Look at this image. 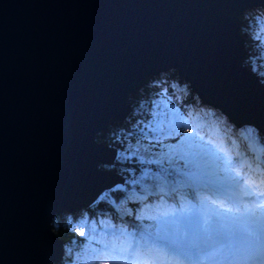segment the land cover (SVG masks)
I'll use <instances>...</instances> for the list:
<instances>
[{
  "label": "water",
  "instance_id": "obj_1",
  "mask_svg": "<svg viewBox=\"0 0 264 264\" xmlns=\"http://www.w3.org/2000/svg\"><path fill=\"white\" fill-rule=\"evenodd\" d=\"M264 0H0V264H49L54 215L121 177L96 143L148 74L176 68L202 101L264 132V83L237 15ZM242 122V123H240Z\"/></svg>",
  "mask_w": 264,
  "mask_h": 264
},
{
  "label": "clouds",
  "instance_id": "obj_2",
  "mask_svg": "<svg viewBox=\"0 0 264 264\" xmlns=\"http://www.w3.org/2000/svg\"><path fill=\"white\" fill-rule=\"evenodd\" d=\"M253 15L264 17V6L247 8L240 13L242 31H245L244 22ZM166 77L177 92L183 93V99L191 96L190 110L194 104L205 113L213 128L224 130L225 145L237 147L233 139L237 127L260 142L264 135L260 128L249 122L238 125L221 108L202 101L192 91L189 81L181 82L176 68L150 76L148 84ZM180 116L184 121L183 115ZM187 128L183 122L182 137L189 135ZM192 135L195 136L193 147L188 150L177 147L180 140L174 144L163 143L168 138L175 139L174 136L154 138L161 144L156 156L160 161L166 160L178 174L174 183L162 178L157 187L159 199L167 198L170 202L169 211L157 209L153 215L145 216L127 209L126 215L139 223L120 225L110 234L107 243L97 242L95 248L89 249L90 259L81 256V247H88L82 241L92 242L87 208L54 215L49 229L61 242V255L49 264H138L141 256L156 249L167 252L173 264H264V156L245 155L239 150L230 154L206 139V134L194 132ZM145 139L149 138L145 136ZM105 141V134L98 132L96 143ZM214 202H222L226 207L221 208Z\"/></svg>",
  "mask_w": 264,
  "mask_h": 264
},
{
  "label": "trees",
  "instance_id": "obj_3",
  "mask_svg": "<svg viewBox=\"0 0 264 264\" xmlns=\"http://www.w3.org/2000/svg\"><path fill=\"white\" fill-rule=\"evenodd\" d=\"M239 17L240 14L237 15L238 32L241 35L245 53L241 63L251 70L255 68L254 73L257 78L264 81V76H261V73H264V17L250 16L244 22L245 31L241 29ZM162 71H167V69L148 74L137 90L125 97L124 102L128 105L125 115L120 120L108 121L105 129L100 132L106 136L104 144L115 148L113 161L104 164L108 166L104 169L119 174L121 182L114 183L112 187L107 188L105 194H101L89 206L84 207L89 212V235L92 237V242L82 241V245H88V247H81V256L85 259L92 257L90 248H95L97 242L100 241V243H107L110 234L115 232L120 225L134 226L139 223L133 217L126 215L127 209L150 216L157 209L166 210L170 203L167 198L165 201L159 199L157 187L162 178L174 183L178 174L169 167L166 160L160 161L156 156L161 144L154 139L156 134L152 133L149 127L154 118H160L159 115L154 117V112L160 113L163 110L167 113L168 111L159 102L163 101L169 109L179 110L184 117L183 122L194 130L193 133L206 134V139H211L214 143L224 147L225 151L230 154L239 150L245 155L264 156V135L257 143L254 138L248 136L247 132L237 127L233 134L237 147L225 145L223 143L224 130L213 128L205 113H201L199 107L194 104L190 110L188 104L191 102V96L183 99V93L177 92L172 87V81H169L168 77L160 78L158 83L149 85V77L158 75ZM145 136L149 139H145ZM191 139H195L192 134ZM177 140V138H168L163 143L174 144ZM130 145L133 147H129ZM101 196L103 200L100 199ZM148 222L145 220V223ZM94 234L95 237H93ZM60 238L64 239L62 236Z\"/></svg>",
  "mask_w": 264,
  "mask_h": 264
},
{
  "label": "snow or ice",
  "instance_id": "obj_4",
  "mask_svg": "<svg viewBox=\"0 0 264 264\" xmlns=\"http://www.w3.org/2000/svg\"><path fill=\"white\" fill-rule=\"evenodd\" d=\"M166 108L168 111L165 113L163 110L160 113H153L154 117L159 115V119H153L149 127L151 132L156 134L154 138L160 136L176 137L180 140V144L177 146L182 150H188L193 147L191 134L193 129L187 128L186 131L189 133L188 136H181L180 129L183 126V120L180 114L175 109H169L167 104L163 101L159 102ZM138 146V145H136ZM129 147H133L130 145ZM123 155V154H121ZM218 203L221 208L226 207L222 202ZM166 212L169 210H165ZM138 264H173V258L170 257L167 252L162 249H156L150 252L148 255L141 256Z\"/></svg>",
  "mask_w": 264,
  "mask_h": 264
},
{
  "label": "bare ground",
  "instance_id": "obj_5",
  "mask_svg": "<svg viewBox=\"0 0 264 264\" xmlns=\"http://www.w3.org/2000/svg\"><path fill=\"white\" fill-rule=\"evenodd\" d=\"M241 59H242V58H241ZM164 70H165V69H164ZM159 71H161V70H159ZM159 71H156L155 73H157V72H159ZM145 77H146V76H145ZM229 117H231L232 120H234L235 122H236V121H239V120H237V118H235L234 116L232 117L231 114L229 115ZM245 122L252 123V122H250V121H243V123H245ZM240 123H242V122H240Z\"/></svg>",
  "mask_w": 264,
  "mask_h": 264
},
{
  "label": "rangeland",
  "instance_id": "obj_6",
  "mask_svg": "<svg viewBox=\"0 0 264 264\" xmlns=\"http://www.w3.org/2000/svg\"><path fill=\"white\" fill-rule=\"evenodd\" d=\"M124 115H125V114H124ZM124 115H123V116H124ZM157 119H158V117H157ZM106 190H107V188L104 189V190H103L98 196H100L101 194H105V191H106ZM94 201H95V200H94ZM94 201H93V202H94ZM93 237H95V234L93 235ZM98 238H100L99 235H98ZM100 242H101V241H100ZM103 243H105V242H103Z\"/></svg>",
  "mask_w": 264,
  "mask_h": 264
}]
</instances>
